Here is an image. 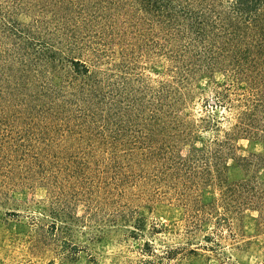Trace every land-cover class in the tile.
Listing matches in <instances>:
<instances>
[{
  "label": "rangeland",
  "instance_id": "374dc122",
  "mask_svg": "<svg viewBox=\"0 0 264 264\" xmlns=\"http://www.w3.org/2000/svg\"><path fill=\"white\" fill-rule=\"evenodd\" d=\"M170 1L0 0V264H264L263 56Z\"/></svg>",
  "mask_w": 264,
  "mask_h": 264
},
{
  "label": "trees",
  "instance_id": "16d2710c",
  "mask_svg": "<svg viewBox=\"0 0 264 264\" xmlns=\"http://www.w3.org/2000/svg\"><path fill=\"white\" fill-rule=\"evenodd\" d=\"M141 3H144L143 6H149L150 9L173 6L170 0H141ZM230 4L231 13L235 12L236 16L231 13L230 15H222L219 12L216 20L209 28L215 29L214 35L221 38L226 45L229 40L228 37H230L234 42L231 45L232 48L235 47L234 50L245 56L244 58H247L251 66L254 67L257 61L264 59V0H232ZM175 12L173 8L172 15ZM197 21V23L196 20L193 22L196 23L198 34H205L204 28L201 27L203 19L198 18ZM252 28L255 29L256 36L245 42L246 32ZM242 43L243 45L240 46ZM74 63L77 64V62ZM245 127L247 129L248 126Z\"/></svg>",
  "mask_w": 264,
  "mask_h": 264
}]
</instances>
